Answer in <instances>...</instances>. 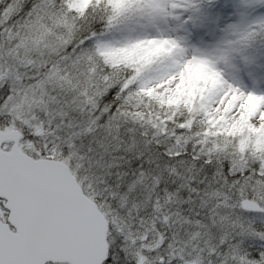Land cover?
<instances>
[{
    "label": "snow or ice",
    "instance_id": "1",
    "mask_svg": "<svg viewBox=\"0 0 264 264\" xmlns=\"http://www.w3.org/2000/svg\"><path fill=\"white\" fill-rule=\"evenodd\" d=\"M0 264H264V0H0Z\"/></svg>",
    "mask_w": 264,
    "mask_h": 264
}]
</instances>
